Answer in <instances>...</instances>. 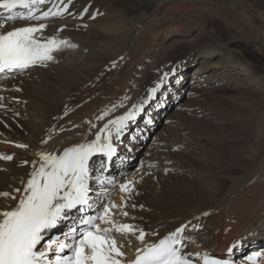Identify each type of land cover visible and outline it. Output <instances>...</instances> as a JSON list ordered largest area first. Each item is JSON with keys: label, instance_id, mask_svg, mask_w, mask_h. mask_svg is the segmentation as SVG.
Returning <instances> with one entry per match:
<instances>
[{"label": "bare ground", "instance_id": "bare-ground-1", "mask_svg": "<svg viewBox=\"0 0 264 264\" xmlns=\"http://www.w3.org/2000/svg\"><path fill=\"white\" fill-rule=\"evenodd\" d=\"M154 2V10L141 12L134 19L126 16L119 0H72L61 15L41 20L0 18V24L5 25L3 31L44 23L46 28L40 35L70 40L75 45L73 50L54 52L51 62L0 79V156L13 157L0 159V193H9L7 197L0 196V211L15 207L29 173L39 166L38 152L60 154L67 147L94 139L99 127L147 99L163 73L175 67L178 71L168 78L169 84L161 85L143 105V111L128 123L121 139L114 141L115 157L94 159L95 169L106 167L105 172L96 171L90 181L94 189L93 212H102L104 204L114 203L117 207L110 210L112 221L143 230L145 244L158 242L190 221L184 251L194 254V264H200L195 253L214 251L224 257L240 255V264H251L243 258L253 250L262 256L258 264H264V74H259L258 68L233 45L245 38L262 51L256 40L264 37V13L254 7L247 11L241 5L209 0ZM66 3L67 0H45L40 13L57 11ZM231 25H236V30H231ZM191 56L194 67L190 85L186 86V64ZM246 86L252 89L238 90ZM232 87L240 94L256 95L260 102L249 96L239 99L225 95ZM197 92L212 94V100L226 102L240 115L245 116L248 109L255 113L251 115L253 130L243 136L248 145L220 149L214 160L215 170L199 171L195 163L208 160L211 150L201 143L210 138L216 140V134H182L175 142L165 141L162 149L167 152L161 153L154 152L156 147L149 146L146 140L153 120L168 109L173 99L179 100L176 108H183ZM121 101L124 106L113 111V105ZM176 108L175 113L179 112ZM105 111L108 116L104 121L97 120ZM225 111L228 110L218 113L226 115ZM91 124H96L97 129H92ZM224 137L231 139L230 135ZM17 144L27 147L18 148ZM132 147L139 150L132 151ZM148 151L154 157L139 159L140 165L130 176L135 179L131 193L120 192V185H100V180H117L141 153ZM165 170L174 173L166 179L191 177L196 180L194 185L203 188L193 191L194 185L189 183L182 191L172 188L168 192L163 185L151 184L150 180L146 185L142 182L146 175L163 178ZM206 186L208 194L203 190ZM17 188L21 191L15 192ZM205 212L207 216L203 215ZM99 222L101 228L110 227ZM63 228L64 225L53 233ZM113 234L118 244L125 245L122 250L127 259L134 256L136 247H142L136 235Z\"/></svg>", "mask_w": 264, "mask_h": 264}, {"label": "snow or ice", "instance_id": "snow-or-ice-1", "mask_svg": "<svg viewBox=\"0 0 264 264\" xmlns=\"http://www.w3.org/2000/svg\"><path fill=\"white\" fill-rule=\"evenodd\" d=\"M71 2L72 0H67L64 7L57 11L49 9L40 15L34 14L35 6L44 4L45 0H0V9L9 13V21L41 20L61 15L68 10L67 5ZM17 7L27 9L26 15L15 13L13 10ZM4 28L5 25L0 24V74L23 73L34 66L53 61V53L63 47H75L65 39L40 35L46 28L44 23L38 26L15 27L8 31H3ZM177 71L178 69L173 67L171 72H164L159 82L149 90L147 99L133 104L132 108L122 115L108 119L95 131L94 139L67 147L60 154L37 153L39 166L29 173L15 207L0 211V264H194V254L184 251L185 233L191 224L190 221L176 227L158 242L145 244L143 230L129 224L116 225L112 221L110 210L117 207L114 203L104 204L102 212L86 215L95 211V200L91 195L94 189L90 181L96 171H103L106 167L95 169V157L100 156L108 160L115 157L114 141L121 139L128 123L143 111V105L152 99L161 85ZM123 106L121 101L119 105H113L112 110ZM107 116L108 111H105L97 120L104 121ZM90 127L97 129L96 124H91ZM16 147L26 148L27 145L17 144ZM0 159L12 160L13 157L6 155L0 156ZM35 163L34 161L33 164ZM101 183L114 181L106 179ZM133 183L128 181L121 184V192L131 193ZM14 191L21 190L17 188ZM8 195L7 192L0 193L3 197ZM12 198L15 199V196ZM120 207H124L123 203ZM122 214L128 215L127 212ZM203 215L207 216L208 213ZM69 220L71 223L66 225L67 231L46 239L50 232L65 225ZM96 221L110 227L101 228ZM113 233L123 236L136 235L142 247H136L134 258H126V252L122 250L125 245L118 244L117 236ZM228 251L231 252L232 249L229 248ZM195 255L200 258V264H232L227 259H215L207 254Z\"/></svg>", "mask_w": 264, "mask_h": 264}, {"label": "rangeland", "instance_id": "rangeland-1", "mask_svg": "<svg viewBox=\"0 0 264 264\" xmlns=\"http://www.w3.org/2000/svg\"><path fill=\"white\" fill-rule=\"evenodd\" d=\"M119 1L123 2L121 9H123L126 16L130 19L137 18L141 12H151L152 10H154V8L156 6L154 0H119ZM209 1H214V2L219 3V4H223V3L231 4L232 3V4H235L236 6L241 5L247 11H250L251 7L252 8L254 7L259 12L264 13V0H209ZM235 27H236V25L230 26L231 30H236ZM256 42L261 45L262 51L257 50L253 46L252 41H248L245 38H242V39H239L238 41H235V43L233 45H236V48L238 50H240L245 55V57L253 65L256 66V68H258L257 71H260V72H258L259 74H261V73L264 74V37L257 39ZM192 58H193L192 56L190 58H188V60H187L188 64H186V76L184 78L186 81V83H185L186 86L190 85L191 72H192L191 69L194 67V64L191 62ZM248 88L252 89L251 86H249V87L246 86V88H239L238 90H246ZM229 89H227L228 91L224 93L225 95H228L230 97H238L239 99H244L245 98L244 96H249V97H253L255 102H260V100L257 99L258 97H256V95H253L252 93L251 94H240L238 91L235 92L234 91L235 89L233 87H232V90H231V88H229ZM75 96H77V95H75ZM176 96L180 97L181 95L176 94ZM212 99H214V98L212 97V94H210V93L203 94V93L197 92L195 94V97H193V98L191 97L186 101V103L189 105L186 104V106L183 108H180V106L176 108L179 100L177 98L173 99L172 103L168 106V109L164 113H162L157 120L156 119L153 120V126L151 128V131L146 136L147 144L149 146H153V147L155 146L156 147V149H154V152L156 150L157 152L160 151L159 153H161V152H167L166 149H164V150L162 149L163 143L165 144V141L175 142V141L179 140L178 137L182 134L195 135V136L196 135H204V134H212V135L216 134V136H217L216 140L210 138L208 141L201 143V144L206 143L204 146H206L208 149H210L211 150L210 152L213 151L214 153L213 152H212L213 154L210 152L208 153L209 158H207L208 160L204 159V160H206V162L204 164H196L195 163V167H197L199 169V171H201V170L205 171V168L215 170L216 165H215L214 160L217 158V156L220 155L221 150H224L225 148H231V147L237 148L239 146H245L246 147L248 145V143L245 142L246 138H244L243 136L246 135L247 132H250L253 130L252 129L253 127L251 126V124H252L251 119H253L252 116H255V113L252 114L251 111H248L250 109H248V110L245 109L246 113H244L245 116H243V114L240 115L239 113H237V111H235L234 109H231L232 106L229 107V105H227L226 102L221 103V102H217V101L212 100ZM228 104H230V103H228ZM232 104H235V103H232ZM223 105H225V106H223ZM175 108L179 112L175 113V111H174ZM224 108H226V110H228V111H225L226 115H221L220 113H218V112L222 111V109H224ZM229 108H230V110H229ZM194 110H197L196 114L193 113ZM170 114H171L170 117L167 116ZM243 117H245V118H243ZM157 134L159 135L158 137H157ZM226 135H230L231 139L225 138L224 136H226ZM204 136H206V135H204ZM218 137H220V138H218ZM155 140L158 142H156ZM159 145H161V147L158 148ZM131 149H132V151L135 150L136 152H137V150H139V149H135V147H132ZM177 149L178 148L175 146L174 147L175 152L177 151ZM173 152L174 151L172 150V153ZM196 152L199 153V150H197ZM152 153L153 152H150V151L145 152V153H141L138 156L135 163H133L130 166L129 171H126L125 174H123V175L121 174V176L117 178L116 183L114 185L110 184V187L111 186L115 187L117 185L125 184L128 181H133L135 183V179L130 178V176L133 173V171L135 170V168L140 165L139 159L143 156L145 158V159H143L144 161L149 160V159L154 157V155ZM212 155H213V158L215 157L214 159L212 158ZM201 158H202V156H200L198 159H201ZM163 174H165V175H163ZM163 174H162L163 178L160 177L158 179H155L150 175H146V177L144 178V180L142 182L146 185L148 183V181L150 180L149 182L150 183L152 182L151 184L157 183L159 185H163L165 190L168 192L172 188H175L176 190L179 189L180 191H182V190H184V187H186L185 185H187V184L189 185V183H190L193 186L196 183L195 182L196 180L191 178V177L190 178L184 177L185 180L179 179V178L176 180L174 178V176L171 179H166L168 174H170V175L174 174V173H172V172L170 173L166 170L163 171ZM123 177L126 179L125 181H123V179H124ZM193 187H194L193 191H195V190L199 191L201 187L203 188V186L200 184H198V185L196 184ZM203 190H205L204 192H207L206 194L209 193L207 191V186L204 187ZM120 192H121V190H120ZM139 193L143 194L141 191H139ZM139 193H137V192L134 193V196L137 197ZM132 205H134V204L132 203L131 206Z\"/></svg>", "mask_w": 264, "mask_h": 264}]
</instances>
